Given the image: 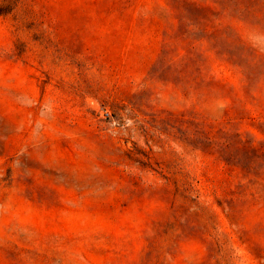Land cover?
Returning <instances> with one entry per match:
<instances>
[{
    "label": "rangeland",
    "instance_id": "374dc122",
    "mask_svg": "<svg viewBox=\"0 0 264 264\" xmlns=\"http://www.w3.org/2000/svg\"><path fill=\"white\" fill-rule=\"evenodd\" d=\"M0 264H264V0H0Z\"/></svg>",
    "mask_w": 264,
    "mask_h": 264
}]
</instances>
